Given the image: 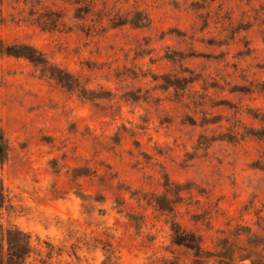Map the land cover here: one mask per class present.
<instances>
[{
  "label": "rangeland",
  "instance_id": "374dc122",
  "mask_svg": "<svg viewBox=\"0 0 264 264\" xmlns=\"http://www.w3.org/2000/svg\"><path fill=\"white\" fill-rule=\"evenodd\" d=\"M0 133V264H264V0H0Z\"/></svg>",
  "mask_w": 264,
  "mask_h": 264
},
{
  "label": "trees",
  "instance_id": "16d2710c",
  "mask_svg": "<svg viewBox=\"0 0 264 264\" xmlns=\"http://www.w3.org/2000/svg\"><path fill=\"white\" fill-rule=\"evenodd\" d=\"M25 54V53H24ZM4 158H5V146L3 144V136L2 134L0 133V161H4ZM192 242V240H191ZM179 244H182V243H179ZM188 247L192 246L191 244H188L187 245ZM21 248V249H20ZM192 248V247H190ZM18 249V248H17ZM19 251L21 252L20 254L18 253H15L17 256H16V261H18L17 263L19 262H22V254L25 252V248L24 247H19ZM14 260V259H12Z\"/></svg>",
  "mask_w": 264,
  "mask_h": 264
}]
</instances>
